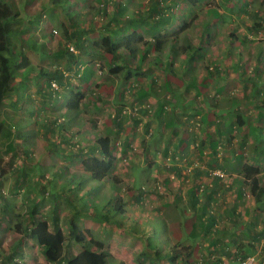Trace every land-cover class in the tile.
<instances>
[{
    "label": "rangeland",
    "instance_id": "rangeland-1",
    "mask_svg": "<svg viewBox=\"0 0 264 264\" xmlns=\"http://www.w3.org/2000/svg\"><path fill=\"white\" fill-rule=\"evenodd\" d=\"M14 1L21 10L20 20L15 24V27L20 30L19 36L14 39L15 45L25 49L24 53L27 54L32 66L37 70L33 71L27 79V87L22 89L24 92L21 93L18 88H15L1 109L2 118L10 125L16 126L20 137L15 135V128H9L11 134L5 135L2 139V143L5 145L14 140L15 151L8 153L6 146L2 145L0 153V174L2 175L0 192L3 194L0 196V220L4 225L3 228H0V232L7 235L17 234V236H20L19 233H15L19 232L18 230H23L25 233L31 228L32 206H37L39 216L48 219L52 226L57 223L62 228L66 237L63 257L65 259L76 256L82 251V247L72 237L71 224L74 222L80 226L88 240L101 242L104 248L110 252L108 264H171L170 261L161 262L157 256L153 257V253L148 250L149 246L146 241V236L149 234L144 236L143 233L135 232L130 227L137 226L140 228L139 230L151 232L154 229L153 221L164 218L167 203L177 199V191H181L179 204H184L187 201V189L192 182L183 183L182 176L172 167L175 164L180 166L184 163L181 157H187L190 161L189 156L191 157L192 154L198 156V150H202L201 145L198 144H205L206 141H209L211 145L212 140L216 139L217 133L214 128L203 130L205 128L202 124L204 121L199 114L201 109H195V112L191 113L190 120L186 119L184 115L177 117L183 122L184 132L180 127L170 130L171 124L164 127L163 121L159 117L156 118L159 100H155V97H148L143 101L145 102L144 106L140 108V101L137 99L139 86L143 85L147 88V86H151V82L143 78L139 83L129 79L124 80L123 76L119 74H110V59L101 56L93 58L94 60L89 55L83 57L84 60H91L90 66L95 71L93 84L90 87H86L80 76L70 75V80L66 79L63 85L53 81V84H56L54 87H59V93L54 94V89L47 85L49 78L39 75L42 69L54 71L55 66L62 69L67 65L74 67L76 64L74 61L70 62L65 56H59L60 49H64L65 46L73 48L75 53L78 52L74 45L76 41L66 36V33L72 30L69 14L73 13L78 17V25H88L93 28L88 31L90 33L86 35V40L92 42V47L97 48L102 34L110 29V27L106 29V26L103 27L101 24L103 22L106 25L112 20L115 9L117 12L121 10L120 7H115L119 0ZM133 1L128 3V10L122 16L125 17L130 11L137 10L134 7L135 3H141V8L149 11L150 4L154 0H136L135 3ZM162 1L169 6L166 9L167 12H170L175 18L174 27L178 30L180 27L182 30L189 29V31L177 33L181 37V41H177L181 43V48L171 52V46L168 44L177 40L179 36L171 35L169 42L163 45L157 40V30H150L152 31L151 36L141 35L138 38L136 43L142 50H138L136 58L143 60L142 53L147 50L144 48L147 47V42L153 39L154 42L159 43L162 50L153 49L149 53L160 56L163 59V64L167 63V70L171 68L170 57L176 64H180L182 48L185 44H194L198 41L200 32L205 27L207 15L212 17L217 14L214 15L216 19L218 14L226 16L228 13L233 15L235 12L240 17L244 14L242 13L243 8L247 6L250 11V19L259 26L258 29L261 30V27L264 26V22H262V20L264 21V0L252 2L249 0ZM106 2L109 3L108 13L100 9ZM139 10H141L140 7ZM157 15L159 14L156 13L150 18L152 23L157 21ZM194 16H196V20L187 24L188 19ZM242 19L244 20V18ZM130 20L127 17L126 24ZM139 30L142 32L144 28L140 27ZM137 32L136 30L135 33L138 34L139 32ZM258 32L260 33L255 36L258 39L255 46L258 45L264 50L262 31ZM129 33L131 32L120 35L119 38L124 41L128 38ZM28 39L33 43H27ZM42 42H46L50 54H41L39 50L43 49L42 46L39 50L32 47ZM212 42L209 45H212ZM252 53L255 55L256 52ZM217 67L213 64L206 65L203 69L206 73H214ZM177 68L178 70L176 68L174 70L182 74L183 67ZM252 68L255 69V66L249 65L248 70L250 71ZM152 70L158 77V81L154 80V82L160 86L164 72L159 67L152 68ZM68 72L66 75H69ZM17 86L19 83H16ZM178 87L177 90H180L181 87ZM77 88L84 92V97L78 108L69 107ZM208 95L209 99H213L211 96H214V93ZM168 97H171L174 102L172 93ZM249 101L246 98L241 100L238 105L239 110L250 117L258 115L262 105L257 104L253 107ZM235 104L230 105L233 108ZM206 107L211 108L212 106ZM201 108H203V113L207 111L204 107ZM174 109L173 105L167 106L166 111ZM174 112L177 115L175 110ZM119 114L120 118L115 120V116ZM162 124L163 126H161ZM69 134H73L72 137H74L68 140L66 138ZM204 134L209 135L210 139L206 140ZM237 135L238 140L245 138L249 140L251 137L249 132H238ZM64 136L69 142L62 139ZM189 136L192 137L193 153L191 154L189 150L190 153L183 156L189 147L187 146L188 140H186ZM100 139L104 141L103 143L110 139L114 147L105 160L108 171L104 173L98 171L95 174L85 169L83 160L89 157L87 154L92 146L91 141L96 145ZM80 143L87 144V151L79 155L81 157L70 156L71 152L80 151L77 147L80 146ZM167 146L171 150L169 158L163 157L166 154L164 147L167 148ZM240 149L242 148L240 147ZM109 162H111L110 165ZM191 162L193 161L191 160ZM172 174H176L177 179L171 180ZM212 175L216 176L213 172ZM175 181H179V185L174 186ZM84 196L87 200L85 208L81 201ZM191 196L195 197V194ZM137 197L142 199L138 201ZM76 207H81L82 214H76V212L78 213ZM112 211H117L122 216H113ZM180 213L181 216L185 215L186 219L190 218L191 212L186 210ZM104 216L110 218V221L108 222ZM190 219L194 220V218ZM192 221L187 222V227L191 226ZM120 222H124L125 226H120ZM12 225L15 231L11 229L10 233L8 228ZM51 228L54 230L53 227ZM27 237L29 240L25 242L29 245L30 253L36 252V257L37 254L41 255L37 247H32L33 241L30 240V237L28 235ZM156 238L158 243L160 242L159 246L167 250L169 245L167 240L170 238L166 236L165 228L159 231V237L156 235L150 240L155 242ZM92 247L96 249V246ZM10 248L6 245L0 253H8ZM175 250L176 253L180 251L177 248ZM187 261L180 260L174 264H189ZM37 262H39L38 257ZM46 262L44 257L43 263L47 264ZM232 264H241V261Z\"/></svg>",
    "mask_w": 264,
    "mask_h": 264
},
{
    "label": "crops",
    "instance_id": "crops-1",
    "mask_svg": "<svg viewBox=\"0 0 264 264\" xmlns=\"http://www.w3.org/2000/svg\"><path fill=\"white\" fill-rule=\"evenodd\" d=\"M121 1L127 5L131 2V0ZM249 1L252 2L254 0ZM135 2L136 0L133 1V3ZM134 7L137 10L130 11L125 17L118 16L124 21L127 17L131 20L134 18L135 21L132 23L130 20L127 24L124 22V24L128 25L127 29L120 31L117 38L122 40L119 38L120 35L131 32L127 37L132 36V41L138 46L136 47L138 50L141 49L136 43L138 38L141 35L151 36L152 34L150 33L153 30H157V40L163 45L169 42L171 35L177 37L179 36L177 34L179 31H186L185 33L189 31V29L182 30L181 27L179 30L176 29L174 27L175 18L167 10L158 13L157 21L152 23L150 18L154 15L151 16L149 11L143 10L141 3H135ZM139 7L141 10H139ZM143 11L145 12L143 13ZM242 13L244 14L240 17L235 12H233V15L228 13L226 16L218 14L216 19L215 16L210 17L207 15L205 17V27L200 32L201 35H199L198 41L194 44H185L182 48L183 54H181L182 61L180 64H176L174 59L170 57L171 68L169 70L166 69L167 63L164 62L163 64V59L160 56H156V54L152 55V53H149V59L143 66L150 73L141 77L151 82V86H147V90L152 89L154 80L158 81V77L152 68L159 67L164 72L160 80L161 86L166 79H169L178 93L179 97H176L177 104L174 105V108H177V115L179 117L184 115L186 119L190 120L191 113L195 112V109H201L199 114H201L200 117L204 121L202 123L205 127L203 130L214 128L217 133L216 139L212 140L211 145L209 141H206V145L198 144L199 146L201 145L202 149L198 150V156L192 154V148L194 147L191 140L192 137H187V146L190 148L188 147L185 150L187 153H183V156H187L190 150L192 155L189 158L193 162L189 161L187 157H181L184 163L180 166L175 164L172 168L182 176L183 183L192 182L187 189L188 199L184 204H179L181 191H177V199L167 203L164 218L153 221L154 227L157 228L156 235L159 237V231L165 228L166 236L170 238L167 240L169 244L167 250L164 247H160L158 252L174 254L178 262L180 260L183 262L188 260L189 264L195 262L196 264H232L233 262H242L249 258H254L256 260L254 264H264V196L263 200L258 202L257 196L251 190V184L245 181L242 174L234 173L236 169L242 170L245 166L257 168L255 175L259 179V187L264 195V105L263 110L260 111L262 119H259L258 115L250 117L244 114L242 110H239L238 107L241 100L245 98L250 100L249 102H251L250 104L253 107L257 104L262 105L258 94L264 91V50L261 47L259 48L258 45L255 46L258 40L255 36L260 33L258 31H262V39L264 40V26L261 27V30L258 29L259 26L250 19V11L247 6L243 8ZM138 15L141 16L138 17ZM195 20L196 16L189 18L186 23L188 24L190 21L194 22ZM262 22L264 21L262 20ZM131 23L133 25L130 28L129 25ZM140 27L144 28L142 32L139 30ZM136 30L140 34L138 32L136 34ZM179 37L168 44L171 46V52L181 48V43L177 42L181 41V37ZM151 42H153V39L148 41V44H151ZM211 42L212 45H209ZM87 43L92 45L89 40ZM147 48L152 52L156 46L153 45L150 48L147 45L144 49L146 50ZM252 52H256L255 55ZM177 54L179 55V52ZM123 56L125 55L123 54ZM133 61L128 63L129 67L131 69L139 68V63H142V60L135 57ZM123 64L124 61L118 63V65ZM213 64L218 66L217 70L214 73H206L203 67ZM249 65L255 66V69L252 68L249 71ZM179 66L183 67L182 74L174 70L175 68L178 70L177 67ZM127 70L128 68L119 74L123 76L124 80L142 82V79H138L136 76L128 78L131 75H129ZM135 73L136 71H133V74ZM94 77L95 73L90 79L85 78L81 81L86 87H90L93 84ZM178 86L181 87V91L177 90L179 89ZM79 91L84 94L82 90L77 88L76 93ZM212 93H214V96H211L213 99H209L210 96L208 94ZM149 97L154 96L150 95ZM155 100L159 99L155 97ZM159 102L160 104L162 103L161 100ZM232 103H236L233 108L230 105ZM206 106L212 107L207 108ZM201 107H204L207 111L203 113V108ZM158 112L156 113V118L159 117ZM170 115L165 110L159 118L163 121L164 127H168L171 124V130L174 129L172 127L174 122ZM179 127L183 131V122H181ZM253 130L256 132L253 133ZM238 132H249L251 137H249V140L246 138L238 140ZM204 135L206 140L210 139L209 135ZM182 136L184 137L183 134ZM240 147L242 149L239 150ZM205 148L209 150L207 151ZM164 149L166 154L163 157L166 158L171 154V150L168 146L167 148L164 147ZM243 150L244 152L242 153ZM216 171H223L228 174V177L221 180L223 182L216 178L211 181L212 179L209 175ZM173 179H177L176 174L171 175V180ZM179 183V181H175L173 185H179ZM196 188L198 189L197 192ZM192 194H195V197H192ZM207 194H211L212 198L206 199ZM186 210L191 212L189 217L194 218L193 221L190 218L186 219L185 215L181 216L180 212ZM191 221V226L187 227V222ZM13 222L15 223V221ZM3 226L2 224L1 228ZM11 229H13V225L8 228L10 233L12 232ZM13 231L15 230L13 229ZM18 231L15 233H19L20 236H17V234L7 235L0 232V251L6 245L11 247L10 252L0 253L1 264H45L43 263L42 250L37 243L30 238L33 241L32 247H37L40 251L41 255L37 254L39 262H37L36 252L31 254L29 245L25 242L29 240L27 235L23 230ZM175 248L180 249V251L176 253ZM148 250L153 253L154 258L157 256L153 249ZM13 258L14 261H11ZM108 261L109 259L107 264ZM163 261L168 262L167 259L161 262ZM46 263L53 264L48 261Z\"/></svg>",
    "mask_w": 264,
    "mask_h": 264
},
{
    "label": "trees",
    "instance_id": "trees-1",
    "mask_svg": "<svg viewBox=\"0 0 264 264\" xmlns=\"http://www.w3.org/2000/svg\"><path fill=\"white\" fill-rule=\"evenodd\" d=\"M65 4V3H64ZM109 3L106 2L102 5L101 11H104L105 13L108 11ZM115 7H120L121 10L117 12L115 9L113 13L112 20L108 22V24H104L102 22L101 26H106V29L110 27L107 31H105L104 34H102V38L100 41V44L97 49L95 46L92 47V45L88 44V40H86V35L90 32L89 30L93 29L88 25H78V17L74 16L73 13L69 14V17L71 18L70 24L72 27V30L70 32L66 33V36L68 38H72L73 41L75 40L76 43L74 44L77 48L78 52L75 53V51L71 50L70 48L60 49L59 56L67 58L70 62L74 61L76 64L75 66L67 65L64 68H60L58 66H55V70H47L42 69L39 72V75H45L48 79L47 85L49 87H52L54 89V94L59 93V87L58 89H55L53 87V81H56L57 84L62 85L64 84L63 81L66 79H70V75L80 76L82 79H90L95 71L93 68H91V60H84L83 57L89 55L92 60L93 58L97 56H101L102 58L110 59V68L109 73L112 75H118L122 73L126 68H128L127 71H129L128 78L136 76L138 79H142L144 75H149V70L144 69V63H147L146 61L149 59V48L142 53L143 54V60L142 63H139L140 66L137 69H131L129 67L128 63L134 62V58L136 57L135 54L138 52V47L133 41L132 36L127 38L125 41L118 40L117 36L119 35V32L122 30H126L127 26L124 24V20L120 19L118 16L124 15V13L128 10L127 4L121 0L117 1L115 4ZM167 5L163 3L162 0H154L150 4L149 13L151 16L155 15L156 13L164 12L167 9ZM233 12V10H232ZM108 13V12H107ZM237 13V12H236ZM21 14V10H19V6L14 0H0V153L2 150V145L6 146L7 152H14L15 151V142L12 140L10 143L3 144L2 139L7 134H11L10 131L12 128H15V135L17 137H20L19 130L16 129V126L10 125L8 121H6L4 118H2L1 109L6 103V101L11 97V93L14 91L15 88H18L21 93H23L24 89L27 87V79L31 76L33 71H36L26 53H24V48H18L15 45V37L19 36L20 30L15 27V24L17 23ZM121 14V15H120ZM212 15V13H211ZM217 15V14H214ZM214 15L212 17H214ZM141 15H138L140 17ZM41 17V16H40ZM164 18V17H163ZM135 19L133 18L131 20L132 23H134ZM40 22V20H39ZM130 24L129 27L131 28L133 24ZM158 23V22H157ZM160 23V22H159ZM162 23V22H161ZM126 25V26H125ZM116 26V28H115ZM129 29V28H128ZM29 44H32V40H27ZM72 41V40H71ZM72 41V42H73ZM148 43V42H147ZM150 48L155 45L156 50L160 51L161 47L159 46V43L156 41L151 42V44H148ZM43 47L39 50L40 47ZM63 46V45H62ZM35 50H39L41 54H50V50L46 45V42H42L41 44H35L32 46ZM64 47V46H63ZM64 50V51H63ZM49 52V53H48ZM123 54L125 56H123ZM134 57V58H133ZM136 60V59H135ZM124 61L123 65H118L119 62ZM69 62V64H70ZM30 69V70H28ZM67 71H69V75H66ZM133 71H136L135 74H133ZM54 79V80H53ZM16 83H19V86L16 87ZM66 83V82H65ZM70 83V82H69ZM67 84V83H66ZM24 88V89H23ZM23 89V90H22ZM172 93L173 100H171V97H168L169 94ZM24 95V94H22ZM150 95H153L157 99L161 100L162 103L159 105V108L157 111L158 116L160 117L162 113L167 109V106H172L177 104V98L178 93L174 89L173 83L166 79L163 83V85L158 86L157 83L154 82V85L152 86L151 90H147L145 86L140 85L137 92V99L140 101V108L144 106L143 101H145ZM259 101H262V106L259 109L258 112V118L262 119V113L260 112L263 110L264 105V91L260 92L258 94ZM84 97V94H82L80 91L77 92L74 95V99L72 100V104L70 103L69 107L78 108L79 104L81 102V99ZM256 99V98H255ZM254 99V100H255ZM178 107V105H177ZM141 110V109H140ZM176 111V108L174 109ZM172 111H166V113H170L173 122L172 127L174 129H179L178 127L181 125V120L177 117L176 113ZM121 113V112H120ZM120 118V114L118 116H115V120H118ZM178 119V120H176ZM11 128V129H9ZM9 130V132H7ZM255 130V129H254ZM253 130V133L256 132ZM73 134L67 135L66 139L73 138ZM63 140L69 142L65 139V136L62 137ZM104 141L102 139L97 142L96 145L91 141V149L88 152L87 155H89V159L83 160V164L85 166V169L89 172H93L96 174V172H107L106 170V159L108 158V154H110L112 147L114 145L111 143V140ZM79 144V143H78ZM86 143H80V146H77L79 148V152H71L70 156L75 155L74 158H76L79 155L84 154L85 151H87ZM86 155V154H85ZM81 157V156H79ZM241 159H243L242 156H240ZM13 163V162H12ZM111 162H109L110 165ZM257 168L251 167V166H245L244 169L239 170L236 169L234 173H240L244 176L245 181H248L249 184H251V190L252 192L257 196V201L260 202L263 200V191L260 189V182L259 179L256 177ZM223 172V171H222ZM224 176H213L212 173H210L211 181H214L216 178L217 180L221 181L226 179L228 174L225 172ZM2 175L0 174V183H1ZM223 182V181H221ZM2 192H0V196H2ZM86 196L82 197L83 202V208L87 205V200L85 199ZM212 195L207 194L206 199H211ZM138 201H140L142 198L137 197ZM197 201V200H196ZM79 215L82 214L81 207H76ZM114 213L113 216L119 215L117 211H112ZM119 216H122L121 214ZM105 217V216H104ZM103 217V218H104ZM106 218V217H105ZM108 222L110 221V218H106ZM31 228L29 230L25 231V234L28 235L31 239H33L37 245L41 248L44 257L48 262H51L53 264H62L65 262V264H107V260L110 258L111 254L108 250L104 248V245L101 242H97L95 240H88L83 231L80 229V226L76 223L71 224V233L72 237H74L77 244H79L82 247V251L73 257H67L66 259L64 257V247L66 242L65 234L62 230V228L59 226V224L55 223L53 226L50 224L49 220L39 216L38 215V208L37 206H32L31 209ZM120 226H125L124 222L119 223ZM2 227V221L0 220V228ZM53 227L54 230L51 228ZM135 232L143 233L144 236L149 234L146 239L148 242L149 249H153L157 255V258L159 261L167 259L168 261L174 263L176 261V258L174 254H160L159 248H160V242L158 243V239H155V242L150 240L152 237H156L157 228L154 227L153 231L151 232H145L143 230H139L140 228L137 226L130 227ZM29 231V233H28ZM149 239V240H148ZM92 246H96V249H93ZM0 264L2 263V259H0ZM12 259L11 261H13ZM18 264V263H15Z\"/></svg>",
    "mask_w": 264,
    "mask_h": 264
},
{
    "label": "built area",
    "instance_id": "built-area-1",
    "mask_svg": "<svg viewBox=\"0 0 264 264\" xmlns=\"http://www.w3.org/2000/svg\"><path fill=\"white\" fill-rule=\"evenodd\" d=\"M72 49V51L74 50L73 48H71ZM54 86H56V84H53V87ZM55 88V87H54ZM55 89H58L57 87L55 88ZM152 134V133H151ZM214 175H216V176H221V177H223L224 176V173L222 172V171H216V172H214L213 173ZM1 261V260H0ZM255 259L254 258H249V259H247V260H245V261H242L241 262V264H254L255 263Z\"/></svg>",
    "mask_w": 264,
    "mask_h": 264
}]
</instances>
